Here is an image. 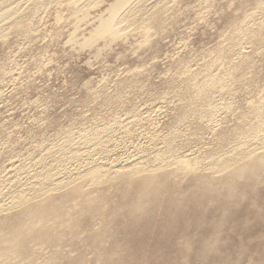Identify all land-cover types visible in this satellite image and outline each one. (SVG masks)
Masks as SVG:
<instances>
[{
	"label": "rangeland",
	"instance_id": "374dc122",
	"mask_svg": "<svg viewBox=\"0 0 264 264\" xmlns=\"http://www.w3.org/2000/svg\"><path fill=\"white\" fill-rule=\"evenodd\" d=\"M91 1L0 0V264H264V0Z\"/></svg>",
	"mask_w": 264,
	"mask_h": 264
},
{
	"label": "bare ground",
	"instance_id": "6f19581e",
	"mask_svg": "<svg viewBox=\"0 0 264 264\" xmlns=\"http://www.w3.org/2000/svg\"><path fill=\"white\" fill-rule=\"evenodd\" d=\"M74 2V0H71ZM78 1V0H76ZM91 1V0H90ZM94 1V0H93ZM98 1V0H97ZM134 0H115L111 3L109 9L107 10L108 11V16L106 18H103L100 20L99 22V25L92 31L91 33V36H89V38L86 40L85 43H91L93 41H96L97 39L99 38H105V37H117L120 35V32L122 31L123 28V25L124 27L128 25H131L138 20V14H139V10L138 9H130V4L133 2ZM72 2V3H73ZM85 2V1H84ZM92 2V1H91ZM90 2V3H91ZM164 2V0L162 2H160L158 4L157 7H155L156 9L159 10L160 6L162 5V3ZM157 4V3H156ZM163 6V5H162ZM7 8V7H6ZM4 8V10L6 9ZM37 8V7H36ZM129 8V9H128ZM144 8V7H143ZM155 9V10H156ZM154 10V11H155ZM153 11V12H154ZM5 12V11H4ZM7 12V10H6ZM9 12V11H8ZM16 12V11H15ZM141 12V11H140ZM2 13V12H1ZM10 13V12H9ZM8 13V14H9ZM13 12H11L12 14ZM152 13V12H151ZM7 14V13H6ZM6 14L4 13L2 15H0V17H5ZM154 14V13H153ZM19 15V14H18ZM9 16V15H8ZM11 16V15H10ZM9 16V17H10ZM21 16V15H20ZM143 16V15H141ZM139 16V18L141 17ZM155 16V15H154ZM1 17V19H3ZM147 17V16H146ZM19 18V17H18ZM22 18V17H21ZM143 19V18H142ZM148 19V17L146 18ZM14 20V18L12 19ZM6 21V20H5ZM16 21V19H15ZM143 21V20H142ZM3 22V20H2ZM22 22V20H21ZM139 21H137L138 23ZM147 22V20H146ZM6 23V22H5ZM11 22H9L10 24ZM13 23V22H12ZM143 23V22H142ZM8 24V22H7ZM138 25V24H137ZM144 25H146L145 21H144ZM4 26V25H3ZM11 28H16V22L13 23V26L11 24L10 26ZM128 27V26H127ZM144 27V26H143ZM10 28V29H11ZM13 28V29H14ZM137 28V27H136ZM147 28V27H145ZM144 29V28H143ZM142 29V30H143ZM7 30V29H6ZM3 31V30H2ZM143 31H147V29H144ZM234 34V33H233ZM248 35V34H247ZM238 37V36H237ZM232 157L233 156H229L227 158V160L225 161H222L220 163V165L217 163V166L220 168V170H229L230 167H231V162H232ZM261 157V156H260ZM254 163H257L256 165H259L261 167H263L264 165V160L261 159V158H258V161L257 162H254ZM168 165H174L175 169L177 171H188L190 169H192V165L189 164L188 161L186 160H176V161H173L171 163H168L166 161H160L158 163V165L156 167H150V166H136L134 168H132L129 172H128V175H131V176H136V175H141V174H146L147 176H145L144 178L145 179H154L156 177V175H154L156 172H158L159 170H163L165 167H167ZM255 165V167H256ZM254 166V165H253ZM87 176V179L89 181L90 184H99L102 180V178L104 177V174L101 172L100 169L94 167V168H91L88 173L86 174ZM46 178V177H44ZM70 184H71V181H67V182H57L56 183V187L52 188V189H59V190H63L65 188H70ZM77 183H75L76 185ZM48 190L45 192L47 193ZM44 193V194H45ZM36 199V198H34ZM33 198H31L30 196H19V197H13L11 198L12 202H11V207H19V206H22L23 204H25V207L26 205L28 204L27 202L28 201H32L34 200ZM25 210H27L28 208H25ZM27 222L31 223L32 222V218L28 217L27 218ZM23 223H26V219L24 218L23 220ZM35 227L32 226V225H29L27 227V232L26 233H29V232H35ZM16 232H17V229H13L12 232H10L7 236H3V237H0V244H7L8 246V249H14L16 243H17V235H16Z\"/></svg>",
	"mask_w": 264,
	"mask_h": 264
}]
</instances>
